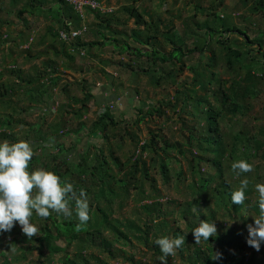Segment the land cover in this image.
<instances>
[{"label": "trees", "instance_id": "16d2710c", "mask_svg": "<svg viewBox=\"0 0 264 264\" xmlns=\"http://www.w3.org/2000/svg\"><path fill=\"white\" fill-rule=\"evenodd\" d=\"M129 1L120 10L133 18L131 28L127 18L118 20V10L86 8L81 17L66 0H0V44H6L0 47V141H28L34 152L29 171L45 168L71 182L77 193L84 189L90 208V218L83 224L75 212L68 218L55 212L46 218L33 213L30 219L39 232L32 238L18 223L0 232V264H15L27 254L35 261L20 264H110L109 260L162 264L163 253L155 240L179 235L185 236V242L168 256V264H240L244 254H239L251 249L248 264L256 259L257 251L246 242V225L261 215L255 185L264 183V124L251 113L253 100L264 93V28H260L264 0H240L248 12L237 15L240 21L230 12L220 14L222 0L208 8L197 2L181 19L182 31L174 23L180 11L166 22L154 14L147 19L148 12L135 6L140 0ZM199 13L205 14L202 20ZM32 17L43 18L42 27L33 25ZM83 23L86 31L68 40L60 37L61 30L81 29ZM113 23L122 27L112 28ZM130 36L135 45L126 40ZM108 44L117 55L104 57L92 51ZM21 47L19 56L37 58L40 65L26 72L12 67L18 59L14 50ZM122 51L136 59L126 60ZM87 57L98 58V71L113 82L117 94L125 79L140 73L153 88L173 84L175 92L156 105L136 107L138 116L131 123L118 120L109 106L90 119L88 103L95 95L89 81L70 82L63 77L68 71H88L90 67L80 61ZM218 64L227 77L218 74ZM186 68L193 72L187 78L182 75ZM72 84L78 92H70ZM55 89L67 100L57 102ZM133 95L139 96L137 87ZM178 103L181 114L191 104L196 113L195 119H180V133L177 137L172 133L175 140L150 128L141 138L129 127L140 130L138 123L152 115L167 120V109L175 111ZM262 104L264 108V98ZM51 105H58L54 112ZM38 106L44 113L34 118L31 110ZM47 111L50 121L44 117ZM83 130L88 137L102 139L103 145L88 143L79 158L69 157L73 148H80L77 138ZM126 139L133 145L130 153V148L124 150ZM238 160L251 163L252 171L238 175L231 167ZM245 177L246 199L233 204L231 193ZM162 187L173 188L176 195L163 201ZM129 201L132 215H117ZM70 204L74 209L75 201ZM200 220L216 224L217 232L209 241L195 242L191 231ZM135 251L149 255L150 261L136 259ZM259 251L263 256L257 264H263L264 244Z\"/></svg>", "mask_w": 264, "mask_h": 264}, {"label": "rangeland", "instance_id": "374dc122", "mask_svg": "<svg viewBox=\"0 0 264 264\" xmlns=\"http://www.w3.org/2000/svg\"><path fill=\"white\" fill-rule=\"evenodd\" d=\"M7 1V0H6ZM105 1L107 4H118V3H123L124 5L130 4L129 0H103ZM173 0H140L139 2H137L135 4V6H137L138 10H142L145 9L148 13H153L151 15H153L154 17H162L163 21H167L168 18H170L171 15H176L179 11L181 12V17L180 18H174V23L177 26L178 29H180V31H182V23H181V19H183L184 17L188 16L192 11H193V6L195 3L200 2L204 7H209L210 5L214 4L216 2H218L219 0H176L174 3L172 2ZM223 1V6L221 7V13L224 12H230L233 15L236 16V20L240 21V17L237 18V15H241L244 13H248L245 7H242L240 4V0H222ZM166 5V6H165ZM172 9L171 6H174ZM171 11V12H168ZM145 18H147V15H145ZM205 17V14L199 13L197 15V18H199V20H202ZM253 18H257V20H260L261 17L260 15H252ZM11 18V17H10ZM33 18V17H32ZM260 18V19H259ZM148 19V18H147ZM42 20L43 18H40L38 21H35V19L33 18V25H37V27H42ZM240 24L245 25L247 24V21L245 22H240ZM132 26L128 25V27H133V24H131ZM254 26V25H253ZM260 28H264V23H262L260 25ZM17 29H20V26H17ZM256 32L258 31L256 28L254 29ZM255 31L251 32V35H253L255 33ZM85 38H89L87 36V34L84 36ZM123 38V37H121ZM129 42H131V40H128ZM131 45H135V43L131 42ZM6 44H0V47H3ZM9 45V44H8ZM141 48H143V46H140ZM164 48L167 50V45L164 46ZM23 49V47L19 48L18 50H14V54L18 56V59L16 60V64L12 67L14 68H20L22 69L24 72L28 71L29 68L35 66V65H40V60L37 58H33V59H27L24 55L19 56V50ZM119 49V48H118ZM93 52H97L98 56H110L115 54L114 52L117 51V49H114L112 45L108 44L106 46H101L98 49H92ZM206 53L203 54L202 56V63L201 66H204V63L206 61V57L205 56ZM1 55V54H0ZM117 55V54H115ZM121 57L125 58L126 60H133L136 59L134 55L129 56L127 52H123L121 53ZM194 60V59H192ZM80 61L85 62L86 65H88V67H90L88 69V71H85L84 74L79 73V72H73V71H68V72H64L63 77L64 80L66 81H70L72 82L73 80H77L80 78H85L89 81L90 83V87L92 89L93 92L97 93L100 90V83L103 81H109L107 80V76L106 74H102L101 71L99 70L100 67V63L98 58L96 57H87L84 59H81ZM189 62H193V61H189ZM189 64V63H188ZM164 65H167V63H164ZM219 66H217V70H218V74H220L223 78L227 77V74L225 73V69L223 66H221L220 64H218ZM179 67V66H178ZM201 67V69H203ZM168 68V66H167ZM109 73H113L112 70L109 71ZM183 77L187 78L186 75L192 76L193 72H191L188 68L183 70L182 73ZM113 83V82H111ZM112 87H104L103 90H101L99 93L103 92L104 90H106L105 88H109L106 92H107V99L104 101L105 102H109L110 99L114 100V107L112 109H114L116 112V116L118 117V120H130V123L133 122V120H135V118L138 116L137 114V109L136 107L141 106L142 103L147 104L145 106V108L148 105H156L158 104V101L160 99H165V96H172L175 92V86L173 84L168 85V84H162V86L157 87V88H153L152 86L146 84V77L145 75H143L142 73H140L139 75H132L131 77H128L127 79L124 80V87L122 88L123 90L121 91L120 94H117L115 92V86L113 84H111ZM137 85V86H136ZM71 93H76L78 92V86L76 84H72L71 85ZM98 88V90H96ZM137 87V89L139 90V96H135L133 95L135 88ZM55 96H56V101L60 103L61 100H67L64 96H60L59 95V89H55ZM98 93V94H99ZM64 95V94H63ZM97 97V96H96ZM264 98V93H262L261 95H259L258 97H256L253 100V104H254V108L253 111L251 113L256 114L258 117H260L261 122L264 124V108H262V101ZM140 99V103H138V100ZM211 99V98H210ZM116 101H118L116 103ZM181 103V99L179 100ZM178 103V104H179ZM89 111L88 113H86V115L92 119L94 118L95 114L97 113L98 110L104 109L105 106L101 105V102H98L97 99L95 100H91L89 103ZM115 105L118 106L115 108ZM58 106V105H57ZM56 105L53 106L51 105V109L52 112H54L57 107ZM180 106L181 104H179L176 108L175 111H173L172 109H167V112L169 113V117L167 120H165L164 118L158 117L157 115H152V116H148L147 118H145L143 120V122L138 123V125L140 126V130H138V127L136 125H132L129 126L132 130H134L137 134H139L141 136V138H145L147 137V130L153 129V130H157L161 133H163L166 137L175 140L174 137H172V133H175L176 137H177V133H180V127L182 126V124L180 123V119L181 118H186L187 120L193 118L195 119L194 114L196 113L195 108L191 105H189L188 108V112L187 113H180ZM199 109L201 107H204L202 105L198 106ZM163 109H166L165 107H163ZM54 110V111H53ZM32 112V117H38V116H42L44 113V110H41L40 106L34 108L31 110ZM193 113V114H192ZM47 116H44L46 118V121H50L51 120V116L48 111H47ZM192 114V115H191ZM30 119V118H29ZM124 124V122H123ZM148 128V129H147ZM185 133V131H184ZM75 136V135H73ZM77 139H80L79 142V147L77 148V146L75 148L72 149V151L70 153H67V155L69 157H77L79 158V153H81V150L84 149L86 147V144L90 143V144H94L97 146H102L103 145V140L100 138H94V137H88V135L86 134V131L83 130L82 132H80V135L78 136ZM127 141V139H126ZM33 146V145H32ZM128 153H130L133 149V145L129 143V140L124 144V150H128ZM127 152V151H126ZM173 166L176 167V165L174 164ZM175 174V172H174ZM157 178V177H156ZM158 182L160 184V179H158ZM162 192H163V198H161L163 201L167 198V197H173V195H176V192H174V189L171 188L169 190H167L166 188L162 187ZM133 209V203L131 201L128 202L127 205L124 206V208L117 214V215H127V216H131ZM130 213V214H129ZM129 214V215H128ZM58 244L65 246V242L58 240L57 241ZM118 246V245H117ZM68 250L70 252L73 251V247L69 246ZM128 250H130L128 248ZM252 251L254 249H251ZM251 250L246 251L245 253H241L239 254V256H243L244 254V259L241 260L240 264H248L247 259L251 253ZM256 250V249H255ZM257 252L255 253L256 259L254 261H252V263L250 264H257L258 260L260 257H262V253L259 250H256ZM135 254V258L140 260V261H150V256L146 255V254H140L138 252H134ZM29 259H34V256H31L30 254H27L26 258H22L19 261L15 262V264H20L23 262H28ZM57 261H60V258L57 257ZM35 261V260H33ZM112 261L110 262V264H132L128 261L125 260H109ZM55 264H59V262L55 263ZM264 264V261H263Z\"/></svg>", "mask_w": 264, "mask_h": 264}, {"label": "clouds", "instance_id": "9594fccd", "mask_svg": "<svg viewBox=\"0 0 264 264\" xmlns=\"http://www.w3.org/2000/svg\"><path fill=\"white\" fill-rule=\"evenodd\" d=\"M34 152L30 143L19 140L10 143L0 141V232L10 231L18 223L22 232L32 238L38 235L39 228L31 221L33 213L39 217H48L50 212L72 217L75 212L81 224L86 223L90 216L89 198L84 189L79 193L69 181H62L54 172L45 168H34L29 171V162ZM239 173L251 172L253 165L245 160H238L231 165ZM248 178L240 181V186L231 193V202L236 205L244 203L245 189ZM258 192L257 204L261 215L253 216V223L246 225L248 236L246 242L256 250L264 244V183L255 185ZM75 201L74 209L70 201ZM195 242L201 239L209 241L210 236L217 232L216 224L200 220L192 229ZM185 242V236H161L155 240L160 248L159 261L168 264V256L174 255Z\"/></svg>", "mask_w": 264, "mask_h": 264}, {"label": "built area", "instance_id": "2783aa9c", "mask_svg": "<svg viewBox=\"0 0 264 264\" xmlns=\"http://www.w3.org/2000/svg\"><path fill=\"white\" fill-rule=\"evenodd\" d=\"M70 3L75 11L81 16L84 17L85 9L90 8L93 10H98L100 12H111L113 8L105 5L99 0H66ZM87 26L85 23L82 24L81 29H71L70 31L61 30L60 37L64 40L71 39L78 35L79 33L86 31Z\"/></svg>", "mask_w": 264, "mask_h": 264}, {"label": "crops", "instance_id": "0c3cea01", "mask_svg": "<svg viewBox=\"0 0 264 264\" xmlns=\"http://www.w3.org/2000/svg\"><path fill=\"white\" fill-rule=\"evenodd\" d=\"M102 3H104L105 5H107V6H110V7H112L113 8V11L114 10H118V12H117V18H118V20H120V21H123L124 20V18L126 19L127 18V14L125 13V12H123V11H121L120 9V7L121 6H123L124 4L123 3H118V4H107L105 1H101ZM166 6V5H165ZM137 7V6H136ZM151 14H153V13H146L145 15H147V18L149 17V15H151ZM128 19V18H127ZM128 25H130V26H132L131 24H133V27H134V23H133V18H130V19H128V23H127ZM119 27V28H121L122 27V25L121 24H118V23H113L112 24V28H116V27ZM129 28V27H128ZM131 28V27H130ZM105 34L107 35V36H110L109 34L110 33H106L105 32ZM116 36V35H115ZM91 39H95V36L94 35H92L91 37H90ZM133 37L132 36H130L128 39H126V40H131V42H133V39H132ZM125 39V38H124ZM134 43V42H133ZM108 72L110 71V70H107ZM101 85L99 86L100 87V90L97 92V93H95L94 92V95H95V99H97V101L98 102H101L102 104L101 105H103V106H109L111 109L114 107V100L113 99H110L109 100V102H105L104 101V99L106 100L107 99V90L109 89V88H105L106 90H104L103 92H101V93H99L101 90H103V88L104 87H112V85H111V81L109 80V81H103V82H101L100 83ZM99 87H97V89L96 90H98V88ZM93 92V91H92ZM99 93V94H98ZM97 96V97H96ZM118 101H116V103H117ZM116 107H118V106H116L115 105V108ZM55 110V109H54ZM53 110V111H54ZM113 110V112L115 111L114 109H112Z\"/></svg>", "mask_w": 264, "mask_h": 264}]
</instances>
